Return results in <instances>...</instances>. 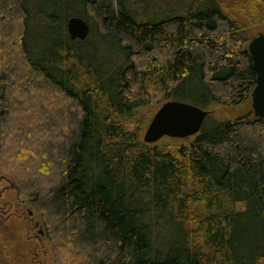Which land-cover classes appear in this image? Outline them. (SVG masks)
I'll list each match as a JSON object with an SVG mask.
<instances>
[{
    "label": "trees",
    "instance_id": "16d2710c",
    "mask_svg": "<svg viewBox=\"0 0 264 264\" xmlns=\"http://www.w3.org/2000/svg\"><path fill=\"white\" fill-rule=\"evenodd\" d=\"M231 1L0 0V171L52 264H264V118L213 115L252 98L264 0ZM160 96L209 110L201 131L147 143Z\"/></svg>",
    "mask_w": 264,
    "mask_h": 264
},
{
    "label": "rangeland",
    "instance_id": "374dc122",
    "mask_svg": "<svg viewBox=\"0 0 264 264\" xmlns=\"http://www.w3.org/2000/svg\"><path fill=\"white\" fill-rule=\"evenodd\" d=\"M226 1L232 3L231 0ZM246 25L248 27L243 33L250 41L259 33H264V24H255L249 20ZM165 102L166 99L160 96L142 111L141 118L144 119L143 121L146 120L143 127V136L154 114ZM17 109H19L18 106ZM20 109V113H27V108L25 110L24 107L20 106ZM250 111H253L252 98L238 105L229 104L215 108L213 115L220 119L234 120ZM171 138L165 136L156 144L159 142L170 143L169 139ZM10 179L9 174L0 171V220L3 223V225H0V232L4 231L6 237L10 240L14 239L13 242H10V245L13 246V251L18 255L15 258V260H18V264H52L51 243L46 237L42 216L31 204L19 201L17 192L11 186Z\"/></svg>",
    "mask_w": 264,
    "mask_h": 264
},
{
    "label": "water",
    "instance_id": "95a60500",
    "mask_svg": "<svg viewBox=\"0 0 264 264\" xmlns=\"http://www.w3.org/2000/svg\"><path fill=\"white\" fill-rule=\"evenodd\" d=\"M67 29L72 39H86L91 27L84 18L74 16L68 20ZM249 52L257 74V83L252 92V107L256 117L264 118V33L252 38ZM209 114V110L188 102L166 101L154 114L143 138L147 143H156L165 136H194L201 131Z\"/></svg>",
    "mask_w": 264,
    "mask_h": 264
},
{
    "label": "flooded vegetation",
    "instance_id": "af4514ba",
    "mask_svg": "<svg viewBox=\"0 0 264 264\" xmlns=\"http://www.w3.org/2000/svg\"><path fill=\"white\" fill-rule=\"evenodd\" d=\"M41 233H43V232L41 231Z\"/></svg>",
    "mask_w": 264,
    "mask_h": 264
}]
</instances>
